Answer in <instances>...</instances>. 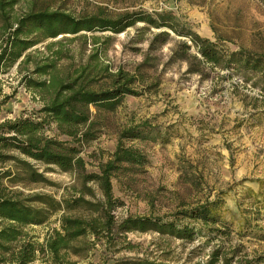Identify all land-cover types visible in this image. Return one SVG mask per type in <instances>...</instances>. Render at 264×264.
Wrapping results in <instances>:
<instances>
[{
    "label": "rangeland",
    "instance_id": "1",
    "mask_svg": "<svg viewBox=\"0 0 264 264\" xmlns=\"http://www.w3.org/2000/svg\"><path fill=\"white\" fill-rule=\"evenodd\" d=\"M57 7L74 17L93 14L114 16L138 8L153 11L167 9L187 21L200 36L217 40L227 50L242 46L264 50V0H38ZM136 23L120 33L79 31L62 34L36 44L29 51L39 59L59 48L54 75L62 77L80 64L94 63L114 71L131 69L145 52L148 32L137 43L128 41ZM108 37V38H106ZM176 39L177 37H172ZM52 42L50 49L44 44ZM172 41L148 54L143 83L135 84L137 95H124L112 110L88 105L94 138L78 144L68 136L57 135L78 149L88 172L105 161L113 151L119 129L144 122L149 134L145 139L125 141L145 156L142 166H128L111 180L113 196L121 201L114 209L117 217L126 215L170 216L196 204L217 201V213L227 227L214 237L194 234L190 239H177L152 232L130 231L122 249L116 242L104 251L96 241L87 245L79 256H69L72 264H129L135 259L163 261L168 264H202L212 250L219 248L226 257L241 259L262 257L264 264V98L243 85H233L235 78H223L225 70H210L206 77L183 73L185 63H167V50ZM133 47H136L134 50ZM28 69L31 64H27ZM13 65L1 75L2 93L9 98L0 105V121L26 115L51 97L52 90L25 88L18 82L20 73ZM33 78H46L32 75ZM158 81L155 87L148 85ZM104 72L91 83L94 89L109 87ZM241 83V82H238ZM147 85V87H146ZM53 126L51 125V128ZM47 130L46 134H51ZM31 163L42 174V180L4 182L12 190L44 193L60 201L74 194L79 180L70 171L54 165ZM94 201L99 197L94 184L87 183ZM55 211L40 225L22 230L40 242L51 228L58 226ZM81 209L68 214L83 213ZM179 217V215H178ZM183 221V220H182ZM184 221H188L184 219ZM194 223V222H193ZM198 223V222H197ZM212 227L222 228L216 223ZM233 257V259L237 258ZM29 264H43L34 260ZM217 264H222L219 259ZM233 264V262H230Z\"/></svg>",
    "mask_w": 264,
    "mask_h": 264
},
{
    "label": "trees",
    "instance_id": "2",
    "mask_svg": "<svg viewBox=\"0 0 264 264\" xmlns=\"http://www.w3.org/2000/svg\"><path fill=\"white\" fill-rule=\"evenodd\" d=\"M136 23L141 25L134 28L128 41L140 42L144 32H148L149 37L145 39L142 59L131 69L117 67L110 72L94 63H85L62 77H56L53 73L57 60L62 56L61 49H53L39 59L29 51L36 44L58 35L79 31L115 34ZM169 41L172 43L167 50L166 62L185 63L183 73L202 78L210 70H225L222 77L237 79L233 84L235 87L243 85L264 98V50L242 46L234 50L224 49L217 40L193 31L187 21L171 10L138 8L114 16L96 13L74 17L57 7L42 5L38 0H0V105L9 98V94L2 93L1 75L13 65L20 73L18 82L23 87L52 90L51 97L36 110L0 121V264H29L34 260L43 264H72L70 255L79 256L87 250V245L93 246L96 241L104 251L120 240L124 245L122 249L132 248L124 240L125 233L130 231L152 232L177 239H190L194 234L208 237L211 233L214 237L226 232L227 227L218 216V202L215 200L196 204L170 216L117 217L114 214V209L122 203L112 194L113 175L129 170L128 166L146 163L144 154L125 142L147 138L149 127L144 122L119 129L113 151L105 161L96 164L97 171H86L78 149L56 138L57 135H65L78 144L93 139L88 105L112 110L124 95H137L135 84L145 81L148 54ZM52 42L45 43L44 48L49 50ZM27 64H31L29 69ZM101 72L109 79V87L94 89L91 83ZM34 74L46 78L35 79L32 77ZM157 83L155 80L148 86L155 87ZM47 130H52L51 134H46ZM31 161L72 172L80 187L74 189L75 193L69 198L60 201L44 193L23 194L9 189L4 182L42 180L41 172ZM87 183L94 184L98 191L99 197L94 201L83 197L85 194L92 196ZM75 209L84 212L67 213ZM59 210L63 211L58 216V226L51 228L40 242L22 230L24 226L42 224L50 214ZM216 223L223 229L212 227ZM236 252L233 249L230 254L237 257ZM234 256L226 257L216 248L202 264H217L219 259L222 264H260L263 260L260 256L233 259ZM129 264L168 263L140 258Z\"/></svg>",
    "mask_w": 264,
    "mask_h": 264
}]
</instances>
